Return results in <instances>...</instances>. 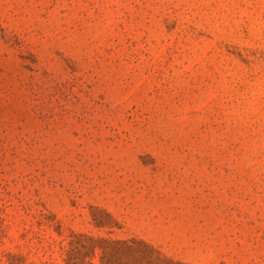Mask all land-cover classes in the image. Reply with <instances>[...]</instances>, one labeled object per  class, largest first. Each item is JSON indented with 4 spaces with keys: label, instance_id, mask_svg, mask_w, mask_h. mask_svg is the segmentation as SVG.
Here are the masks:
<instances>
[{
    "label": "rangeland",
    "instance_id": "374dc122",
    "mask_svg": "<svg viewBox=\"0 0 264 264\" xmlns=\"http://www.w3.org/2000/svg\"><path fill=\"white\" fill-rule=\"evenodd\" d=\"M76 233L264 264V0H0V264Z\"/></svg>",
    "mask_w": 264,
    "mask_h": 264
},
{
    "label": "trees",
    "instance_id": "16d2710c",
    "mask_svg": "<svg viewBox=\"0 0 264 264\" xmlns=\"http://www.w3.org/2000/svg\"><path fill=\"white\" fill-rule=\"evenodd\" d=\"M65 258L66 264H89L98 256L100 264H191L175 258L140 237H95L76 233Z\"/></svg>",
    "mask_w": 264,
    "mask_h": 264
}]
</instances>
